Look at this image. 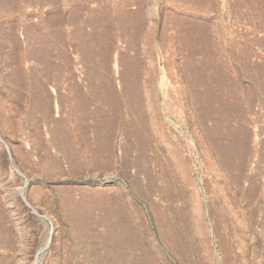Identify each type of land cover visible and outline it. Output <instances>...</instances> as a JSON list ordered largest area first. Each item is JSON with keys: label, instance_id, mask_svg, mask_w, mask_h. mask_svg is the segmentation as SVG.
Segmentation results:
<instances>
[{"label": "rangeland", "instance_id": "rangeland-1", "mask_svg": "<svg viewBox=\"0 0 264 264\" xmlns=\"http://www.w3.org/2000/svg\"><path fill=\"white\" fill-rule=\"evenodd\" d=\"M0 264H264V0H0Z\"/></svg>", "mask_w": 264, "mask_h": 264}, {"label": "water", "instance_id": "water-1", "mask_svg": "<svg viewBox=\"0 0 264 264\" xmlns=\"http://www.w3.org/2000/svg\"><path fill=\"white\" fill-rule=\"evenodd\" d=\"M23 190V189H22Z\"/></svg>", "mask_w": 264, "mask_h": 264}]
</instances>
